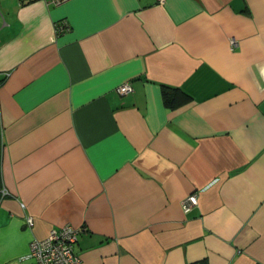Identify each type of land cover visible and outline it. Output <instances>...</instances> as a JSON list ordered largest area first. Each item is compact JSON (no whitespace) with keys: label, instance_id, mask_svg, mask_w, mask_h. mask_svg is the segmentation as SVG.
Segmentation results:
<instances>
[{"label":"crops","instance_id":"1","mask_svg":"<svg viewBox=\"0 0 264 264\" xmlns=\"http://www.w3.org/2000/svg\"><path fill=\"white\" fill-rule=\"evenodd\" d=\"M65 223L79 264H264V0H0V264Z\"/></svg>","mask_w":264,"mask_h":264},{"label":"built area","instance_id":"2","mask_svg":"<svg viewBox=\"0 0 264 264\" xmlns=\"http://www.w3.org/2000/svg\"><path fill=\"white\" fill-rule=\"evenodd\" d=\"M27 1V0H20ZM59 4L66 0H49ZM164 0H157L162 3ZM68 29V24L65 20L55 22V30L61 33ZM231 46L236 44L234 38L231 39ZM116 90L119 93H128L132 90L131 83L124 81L117 86ZM5 193V190H3ZM197 204V195L191 193L182 201V208L187 211L191 206ZM29 225L33 221L28 217ZM78 228L65 223L58 228H53L49 234L43 239H33L29 245V251L24 258L30 259L32 264H79L81 261L80 255L75 249L77 242Z\"/></svg>","mask_w":264,"mask_h":264},{"label":"trees","instance_id":"3","mask_svg":"<svg viewBox=\"0 0 264 264\" xmlns=\"http://www.w3.org/2000/svg\"><path fill=\"white\" fill-rule=\"evenodd\" d=\"M29 1L31 0L22 1V3ZM162 98L165 104L174 105L186 101L189 98V95L182 89L171 87L168 85H163Z\"/></svg>","mask_w":264,"mask_h":264}]
</instances>
